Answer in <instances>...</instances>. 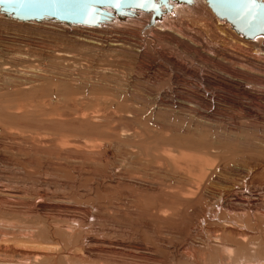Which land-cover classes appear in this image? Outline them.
<instances>
[{"label":"rangeland","instance_id":"obj_1","mask_svg":"<svg viewBox=\"0 0 264 264\" xmlns=\"http://www.w3.org/2000/svg\"><path fill=\"white\" fill-rule=\"evenodd\" d=\"M183 6L0 13V264L264 260V48Z\"/></svg>","mask_w":264,"mask_h":264},{"label":"water","instance_id":"obj_2","mask_svg":"<svg viewBox=\"0 0 264 264\" xmlns=\"http://www.w3.org/2000/svg\"><path fill=\"white\" fill-rule=\"evenodd\" d=\"M170 1L191 4L193 0H76L71 4H46L24 6L0 3V13L8 18L24 22L52 20L68 25L98 27L116 17L123 20L135 17L136 11L152 13L149 25L160 18L164 10H170ZM218 19L228 22L233 30L247 40L264 36V9L248 10L240 3L224 0H206ZM258 4L264 5L263 0Z\"/></svg>","mask_w":264,"mask_h":264},{"label":"bare ground","instance_id":"obj_3","mask_svg":"<svg viewBox=\"0 0 264 264\" xmlns=\"http://www.w3.org/2000/svg\"><path fill=\"white\" fill-rule=\"evenodd\" d=\"M264 1V0H263ZM195 2H201V3H203L204 4V7L206 8V10L205 11H207L208 13L209 12H211L214 16H216L214 13H213V11L211 10V8L209 7V5H208V3H207V1L206 0H193V2L191 3V4H188V6L190 5H192V4H194ZM181 3H183V5L185 4V5H187V3H184V2H181ZM170 6H171V9H173V11L175 10L176 11V13L177 12H179V11H183V13H185L184 12V9H182V7H185V6H183V5H179L180 4V2H178V1H170ZM172 6H173V8H172ZM185 8H187V7H185ZM188 8H190V9H192L191 7H188ZM170 9V10H171ZM170 10H167V11H165L164 10V12H163V14L161 15V17L160 18H167V17H172V15L174 14V13H172ZM201 9H197L196 7L195 8H193V10L192 11H196L197 13H198V15L202 12V10L200 11ZM141 12H143V13H146V12H144V11H141ZM182 13V12H181ZM203 13V12H202ZM210 14V13H209ZM146 15H148V16H153V14L152 13H146ZM217 17V16H216ZM160 18H157V19H160ZM11 19H13V18H11ZM152 19V18H151ZM169 19V18H168ZM173 19V18H172ZM218 19V18H217ZM14 20H16V19H14ZM220 20V19H219ZM219 20H218V22H219ZM18 21V20H17ZM217 21V20H216ZM221 22H220V25H224V26H226L227 27V29L228 30H231V31H233L237 36V38L238 39H235L234 38V40H241V39H243V41L245 40V41H247L248 43L250 42V43H252L253 42V44L255 43V46H256V44H259L261 47H263L264 48V36H260V37H256L255 39H253V40H247V39H245V38H243L241 35H239V34H237L234 30H233V28H232V26L228 23V22H226V21H222V20H220ZM22 22V21H21ZM24 22V21H23ZM43 22V21H42ZM107 22H109V21H107ZM215 22V21H214ZM38 23H40V22H38ZM106 23V22H105ZM104 24V23H103ZM68 25V24H67ZM154 25V24H153ZM75 26H80V25H75ZM84 27V26H83ZM96 27V26H95ZM99 27V26H98ZM161 28H162V26H160ZM164 28V27H163ZM154 29H155V32L157 31V30H159L158 32H160V28H158V29H156V28H154L153 26H152V30L151 31H154ZM161 31H162V29H161ZM238 43H240V42H238ZM247 43V44H248ZM244 44V43H243ZM247 44H245V45H247ZM252 44V45H253ZM249 45V44H248ZM119 46V45H118ZM258 46V45H257ZM260 46H258V47H260ZM257 47V48H258ZM263 48L262 49H260L259 48V50H260V52L261 51H263ZM264 52V51H263ZM79 137V136H78ZM55 139V138H54ZM79 139H83V138H80L79 137ZM78 139V140H79ZM57 140V139H56ZM173 149V148H172ZM177 182H178V180H177ZM185 182V181H184ZM169 185V184H168ZM176 185H178V184H176ZM180 185V184H179ZM182 186V185H181ZM180 187V186H179ZM170 187H168V189H169ZM185 188V187H184ZM183 188V189H184ZM178 189H180V188H178ZM178 189H176V190H178ZM169 190H172V194H173V190L175 191L174 193H176L177 194V192H176V190L175 189H169ZM165 191V190H164ZM179 191V190H178ZM186 191V190H185ZM185 191L184 192H182V193H184V195H185V197H186V195L187 194H185ZM167 192V191H166ZM187 192V191H186ZM189 193V192H188ZM166 194H168V193H166ZM170 194V193H169ZM175 194V195H176ZM179 195V194H178ZM181 195V194H180ZM183 195V196H184ZM189 195H190V193H189ZM166 195H164V197H165ZM168 196H170V195H168ZM172 196V195H171ZM183 196H182V200L185 198H183ZM192 196V195H191ZM194 196V195H193ZM163 197V198H164ZM178 197V196H177ZM187 197H188V195H187ZM190 197V196H189ZM192 198V197H191ZM166 199V198H165ZM165 199H163V200H165ZM170 199H171V197H170ZM173 199V198H172ZM171 199V200H172ZM175 199H176V196H175ZM187 199V198H186ZM161 200V199H160ZM162 201V200H161ZM166 202L168 201V200H165ZM164 201V203H166ZM173 202H174V199L172 200ZM178 202V201H177ZM183 202V201H182ZM182 202H180L181 204H182ZM185 202H188V201H185ZM157 207H158V205L160 204V202L158 201L157 203ZM185 204V203H184ZM178 205V204H177ZM161 206H164L163 205V203H162V205ZM161 206H160V208H157V212L156 211H154L155 213H153V211L151 212V213H153L154 214V216H157V215H159V212L158 211H161V212H163L161 209L163 208H166V207H162L161 208ZM166 206V205H165ZM186 206V205H185ZM187 207H188V205H187ZM179 208V207H178ZM182 208H184V207H182ZM188 208H190V207H188ZM154 209V208H153ZM167 209V208H166ZM180 209H181V207H180ZM152 209H150V211H151ZM155 210V209H154ZM184 210V209H183ZM150 213V214H151ZM152 214V215H153ZM157 217H159V216H157ZM178 217H179V215H178ZM180 218V217H179ZM232 236V235H231ZM227 238V237H226ZM232 238V237H231ZM241 239V238H240ZM264 242V241H263ZM240 247V246H239ZM228 250H229V248H228ZM232 251V250H231ZM229 252V251H228ZM135 253V252H134ZM231 254V253H230ZM231 255H233V254H231ZM38 256L40 257V255H35V258L37 259L38 258ZM42 257V256H41ZM229 257V256H228ZM231 257H233V256H231ZM231 257H229V259L231 258ZM247 257V256H246ZM260 257L261 256H257V258H249V257H247V258H244L245 260H244V262H243V260H241V263L240 264H264V260L263 259H260ZM46 258V257H45ZM234 259V258H233ZM243 259V258H242ZM232 260V259H231ZM231 260H228V261H230V263H231ZM235 260V259H234ZM227 261V262H228ZM226 262V263H227ZM234 261H232V263H233ZM224 263V262H223ZM225 263V264H226ZM230 263H228V264H230ZM7 264H21V263H14V262H11V263H7ZM22 264H24V263H22ZM221 264V263H220Z\"/></svg>","mask_w":264,"mask_h":264},{"label":"snow or ice","instance_id":"obj_4","mask_svg":"<svg viewBox=\"0 0 264 264\" xmlns=\"http://www.w3.org/2000/svg\"><path fill=\"white\" fill-rule=\"evenodd\" d=\"M76 0H0V3L5 4H19L24 6H39L46 4H71ZM225 3H240L248 8L249 11L253 9H264V5L258 4V0H224Z\"/></svg>","mask_w":264,"mask_h":264}]
</instances>
